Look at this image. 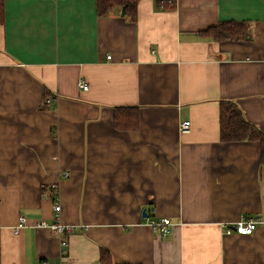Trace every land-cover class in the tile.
<instances>
[{
	"label": "crops",
	"instance_id": "obj_1",
	"mask_svg": "<svg viewBox=\"0 0 264 264\" xmlns=\"http://www.w3.org/2000/svg\"><path fill=\"white\" fill-rule=\"evenodd\" d=\"M226 20L249 21L250 36L200 34ZM222 100L264 132V0H140L134 17L99 15L96 0H5L0 264H103L102 249L116 264H264L261 143L221 140ZM124 106L137 129L116 127ZM58 202L74 227L65 257L35 226ZM242 216L263 222L227 234Z\"/></svg>",
	"mask_w": 264,
	"mask_h": 264
},
{
	"label": "trees",
	"instance_id": "obj_2",
	"mask_svg": "<svg viewBox=\"0 0 264 264\" xmlns=\"http://www.w3.org/2000/svg\"><path fill=\"white\" fill-rule=\"evenodd\" d=\"M140 0H96L99 15H107L115 6L124 7L125 13L134 17ZM5 22V0H0V25ZM249 21L226 20L202 30V36L214 40H240L250 36ZM115 125L120 129H137L139 126L138 109L131 106L116 107ZM220 138L224 142L257 140L261 143V160L264 161V132L255 124L246 120L240 107L230 101L220 102ZM103 264H116L107 249L101 251ZM131 264V263H123Z\"/></svg>",
	"mask_w": 264,
	"mask_h": 264
},
{
	"label": "built area",
	"instance_id": "obj_3",
	"mask_svg": "<svg viewBox=\"0 0 264 264\" xmlns=\"http://www.w3.org/2000/svg\"><path fill=\"white\" fill-rule=\"evenodd\" d=\"M161 5L163 3L171 2V0H160ZM111 56L108 55V58ZM79 85L86 89L88 88V85L85 83L84 80L79 81ZM191 122L190 120H185L179 124V130L181 132L188 131L190 129ZM54 217L51 221L42 219L36 222V227H42L47 228L51 231V233L54 236H57L60 239V245H61V255L65 257L67 253V246H68V235L72 232L74 227L72 225L66 224L61 220L60 212H61V204L58 202L54 205ZM148 223L151 225L154 232L157 234H160L162 237L167 236L171 230L173 223L169 218L161 217V218H155V217H148ZM263 222V219L260 216L247 218L245 216H242L239 220L234 222L232 226L226 227V224H224L225 231L227 234L232 233H238V234H250L256 230L259 224ZM27 225V219L25 216L21 215L18 218L17 224L14 226L13 231L14 233H19V231L22 229V227ZM38 264H49L40 262Z\"/></svg>",
	"mask_w": 264,
	"mask_h": 264
},
{
	"label": "water",
	"instance_id": "obj_4",
	"mask_svg": "<svg viewBox=\"0 0 264 264\" xmlns=\"http://www.w3.org/2000/svg\"><path fill=\"white\" fill-rule=\"evenodd\" d=\"M146 214H147L146 209H143V216L146 217Z\"/></svg>",
	"mask_w": 264,
	"mask_h": 264
}]
</instances>
